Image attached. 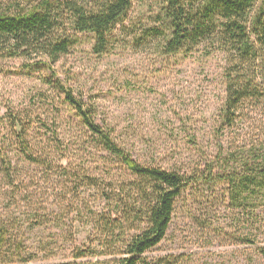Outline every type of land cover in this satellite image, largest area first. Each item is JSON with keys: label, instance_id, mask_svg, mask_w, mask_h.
I'll list each match as a JSON object with an SVG mask.
<instances>
[{"label": "rangeland", "instance_id": "obj_1", "mask_svg": "<svg viewBox=\"0 0 264 264\" xmlns=\"http://www.w3.org/2000/svg\"><path fill=\"white\" fill-rule=\"evenodd\" d=\"M150 12L148 4L134 2L125 25L136 18L146 21ZM114 34V46L102 55L93 51V36L81 34L68 54L43 70L28 69L34 60H0V138L8 131L11 111L44 119L49 114L48 124L62 146L50 150L47 165L15 156L16 175L9 179L0 172V220L14 221L12 232L27 237L22 254L28 261L9 264L88 262L73 257L84 245L108 252L95 212L104 210L102 191L109 190L112 174L119 181L131 179L62 104L51 81H65L93 109L96 122L143 165L190 174L204 170L206 156L216 153L214 129L226 93L224 55L207 54L202 46L165 56L157 39L133 44L120 25ZM48 96L55 100L44 104ZM240 112L242 120L221 133L227 157L235 161L264 141V101H248ZM220 188L201 183L186 188L175 202L165 239L144 257L173 264H264V208L252 220L249 209L230 206ZM32 215L40 220L33 226ZM135 232L125 231V238ZM237 235L256 243L237 240ZM112 252L100 260L114 264L124 256L123 245L115 244Z\"/></svg>", "mask_w": 264, "mask_h": 264}, {"label": "trees", "instance_id": "obj_2", "mask_svg": "<svg viewBox=\"0 0 264 264\" xmlns=\"http://www.w3.org/2000/svg\"><path fill=\"white\" fill-rule=\"evenodd\" d=\"M136 1L148 4L151 12L146 21L136 18L125 25ZM119 25L133 44L159 40L165 56L203 46L207 54L219 52L226 60L225 99L214 129L216 153L206 156L204 170L190 174L138 162L118 144L109 128L96 122L93 109L86 107L65 81H51L62 104L98 147L131 176L124 182L112 174L109 190L102 191L104 210L95 212L105 246L102 248L108 252L84 245L75 250L73 257L90 260L80 264L110 263L99 257L114 253L115 244L120 243L124 256L113 260L114 264H173L166 258L148 260L144 254L165 239L175 215V202L186 188L200 183L221 187L218 191L230 206L249 209L252 220L264 208V141L249 146L235 161L227 157L221 134L242 120L240 111L246 102L264 101V0H0V60H34L28 69L43 70L68 54L79 43L81 34L92 35L93 51L102 55L114 46V32ZM54 100L48 96L43 101ZM47 106L51 111L53 106ZM50 118L49 114L46 119L39 114H8L9 132L0 138L3 176L10 179L16 175L13 162L17 159L41 166L52 162L50 150L62 146L56 130L48 124ZM32 216L33 226L40 220ZM14 227V221L0 220V264L16 259L28 261L22 254L27 237L16 236ZM125 231L136 232L125 238ZM236 239L256 243L246 236L237 235Z\"/></svg>", "mask_w": 264, "mask_h": 264}]
</instances>
